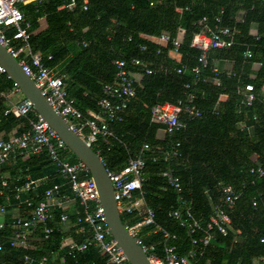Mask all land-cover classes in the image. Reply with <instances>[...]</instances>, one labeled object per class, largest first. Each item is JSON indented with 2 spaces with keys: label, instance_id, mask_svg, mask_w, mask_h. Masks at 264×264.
<instances>
[{
  "label": "trees",
  "instance_id": "16d2710c",
  "mask_svg": "<svg viewBox=\"0 0 264 264\" xmlns=\"http://www.w3.org/2000/svg\"><path fill=\"white\" fill-rule=\"evenodd\" d=\"M67 1L35 0L20 4L19 9L29 23L32 49L44 57L51 55L50 60L45 59V65L64 76L66 89L84 116L88 115L87 111H98L97 102L102 97V87L115 77L116 60L140 58L152 69L151 73H145L140 66L132 68L142 77L123 120L111 124L116 138L108 143L97 138L95 143L90 144L106 169L119 172L144 142L154 145L164 141L156 138L158 125L150 122L151 106L163 102L175 103L186 99L187 93H194L201 116L188 120L185 128L178 132L176 137L182 138L180 154L170 163L179 176L183 194L191 200L192 213L202 224L212 214L213 204L222 197L218 185H231L241 195L232 207L225 206L230 216L227 234L214 235L203 252L197 251L190 257V262L255 264V260L261 257L264 263V174L258 176L250 172L252 167L261 166L264 169V0H87L86 9L82 8L83 0H76L72 11L58 9ZM240 11L241 21H237ZM216 16L221 19L220 25L236 26L239 32L235 34L232 46L214 49L226 50L236 57V72L240 67L249 71L255 62L259 67L254 71L253 78L244 76L240 82L220 71V86L208 81L186 89L184 85L191 83L193 78L190 69L199 64L198 57L202 54L200 49L190 45L193 35L200 31L198 21L206 17V23L214 28ZM41 17L46 21V28L38 31ZM252 24H256L257 32L250 36L248 31ZM179 30H183L178 48L181 54L179 62L167 55L171 45L162 47L144 37H158L162 33L176 37ZM11 33L12 29L7 31L9 36ZM214 49L207 52L208 65L202 72L213 68L210 51ZM246 49L252 51L250 58L244 57ZM180 66L184 68L182 73L176 71ZM248 82L254 85L259 95L251 106L246 107L240 105L242 96L236 88ZM15 87L5 72L0 73V93ZM4 109L5 101L0 96V129L16 123L27 124L29 118H36L35 113L26 117H16L12 113L3 115ZM68 158L70 162L78 161L72 152ZM27 161L33 171L35 162L43 165V171L50 164L43 154L30 156ZM166 165L162 160L147 161L142 182L143 196L154 209L156 222L176 234L178 253L188 255L192 249L191 236L168 216V212L178 206L179 193L161 175ZM18 167L12 173L14 179L21 174H15ZM27 174L30 173H22L20 182L38 177L33 172L30 176ZM50 180L58 181V177H51ZM14 181L9 182L6 189H10ZM48 184L49 181L43 182V191ZM42 192L36 193L40 196ZM138 195V191H134L132 200ZM38 196L35 202L39 200ZM3 198L4 195L0 194V199ZM252 201H256L255 206ZM53 215L54 220L49 221V225L54 224L57 212L54 211ZM121 218L125 225H130L139 221L140 216L137 213H122ZM148 230L145 228L140 236L143 244L157 243L158 235L146 234ZM11 231L6 221L0 229L3 247L0 264H29L24 261L25 255L34 258L47 255L48 264H74L76 261L107 264L93 247L77 253L75 257L65 253L66 249L61 247L62 238L72 235L73 240L79 242L84 239L83 234L56 230L48 240L41 236L37 249H22L9 245ZM160 250L157 244L153 252L160 254ZM64 254V262H61Z\"/></svg>",
  "mask_w": 264,
  "mask_h": 264
},
{
  "label": "built area",
  "instance_id": "2783aa9c",
  "mask_svg": "<svg viewBox=\"0 0 264 264\" xmlns=\"http://www.w3.org/2000/svg\"><path fill=\"white\" fill-rule=\"evenodd\" d=\"M34 0H0V43L8 52L19 62L23 71L35 82L41 90L49 104L57 113L76 131L89 145L95 143L97 138L102 142L108 143L109 140L115 139V133L110 127V122L121 121L122 112L126 107V102L135 98L136 87L138 84L135 72L132 68L140 66L145 73H151L145 62L140 58H131L129 61L124 59L116 60V74L111 82H107L102 87V97L97 104V112L87 111L88 115L84 116L82 111L75 105V99L69 95L64 81V76L56 74L44 61L50 60L51 55L44 57L39 52L31 50L29 45V24L25 22L23 13L19 5ZM87 0H83L82 8L86 9ZM76 0H68L58 9L66 8L72 11L75 8ZM215 26L210 27L206 22V17L198 21L200 31L192 37L190 45L202 51L198 57L199 64L190 69L193 78L191 83H186L184 87L189 89L199 82L211 81L214 85L220 86V70L213 67L209 72H202L207 68V52L214 48H229L235 43V27L220 25V17H215ZM12 29L9 36L7 31ZM183 30H179L176 37H171L168 33H162L157 37L160 43L171 45L174 52H178L181 44ZM145 49V46H142ZM252 51L246 49L244 57L250 58ZM178 73H182V68H177ZM4 70L0 66V73ZM226 77H234L237 82L241 81V74L236 71H228ZM237 92L242 96L241 106H251L257 95L252 83H241L237 86ZM15 92L21 94L18 87L14 88ZM264 91V86L262 87ZM196 96L189 92L186 99H179L175 103L163 102L157 103L150 107V121L161 125L164 133L168 138L163 145L153 146L149 143H143L140 150L129 158L127 166L119 172H110L107 170L111 179L114 198L117 202L119 211L132 213L141 211L142 217L134 224L126 225L129 232L135 237L138 244L142 246L147 253L151 264H191L190 257L195 252L201 251L211 243L214 235H226L230 224V216L226 207L232 205L239 199L241 193L236 191L231 185H218L221 193V199L213 204L212 214L208 221L202 224L192 213L191 200L183 194V187L179 176L170 165L174 157L180 154L181 137H176L178 132L185 128L186 122L190 119L201 116V110L196 105ZM4 115L12 113L13 115L27 116L35 113L36 118L28 119V128L18 135L8 139H0V166L5 163L12 153H32L41 154L46 152L50 159L55 163L58 176L64 180L73 197H70L64 191V182H52L38 196L36 191L37 183L33 179H27L20 182L19 177L15 178L10 188L11 196L7 200L13 201L18 207L22 208L23 213L14 216L9 225L11 234L8 238L9 245L22 249H30V238L38 233L43 239H50L55 227L47 223L51 218V210L59 208L64 210L70 204L71 199L77 200L82 207L83 213L80 214L78 209L75 210V218L71 220L68 213L61 212L59 222L67 225V228H73L75 233L83 234L82 241H75L72 238L63 237L61 247L66 249L68 256L75 257L88 247L95 248L100 255H103L109 264H124L127 262L121 247L111 236L106 223L103 207L98 199L96 184L92 179L87 167L81 162H69L63 157L67 151V146L41 117L35 112L31 102L21 94V99L9 102L4 109ZM71 120H75L72 122ZM147 160L156 162L162 160L167 165L162 169L161 175L167 183L176 189L179 193L177 207H173L168 216L176 220L180 227L186 229L187 235L191 236L192 249L188 255H181L176 249L175 243L177 236L175 233L168 231L156 222L154 209L150 207L143 196L142 182L144 180V170ZM251 173L258 176L264 174L261 166L252 167ZM46 180V179H43ZM0 186L2 190L8 186L6 179H1ZM1 190V192H2ZM138 191L139 198L132 201L133 192ZM39 200L35 202V198ZM255 206L256 201H252ZM123 206L120 208V206ZM142 205V208H139ZM6 212V204L0 203V214ZM5 226V221L0 220V229ZM153 227L154 232H158L161 237V253H154V246L143 244L139 235L142 227ZM263 241V239H261ZM3 249L0 243V251ZM65 254L61 257L64 262ZM24 261L29 264H48L49 258L43 255L40 258H34L30 255L24 256ZM74 264H80L75 262ZM86 264H89L88 262ZM255 264H264L263 259L258 257Z\"/></svg>",
  "mask_w": 264,
  "mask_h": 264
},
{
  "label": "crops",
  "instance_id": "0c3cea01",
  "mask_svg": "<svg viewBox=\"0 0 264 264\" xmlns=\"http://www.w3.org/2000/svg\"><path fill=\"white\" fill-rule=\"evenodd\" d=\"M35 1V0H34ZM241 14H242V11H240L238 14H237V17H236V20L237 21H241ZM26 22V21H25ZM39 23H40V27L38 29V31L40 30H43L46 28V21L43 17H41L39 19ZM29 24V23H28ZM236 28V26H234ZM10 30V29H9ZM236 30L238 31V29L236 28ZM28 31H29V28H28ZM13 32V30H12ZM239 32V31H238ZM237 32V33H238ZM257 32V27H256V24H252L249 28V31H248V34L250 36H253L255 35ZM12 34V33H11ZM144 37H146L147 39H149L150 41H153L154 43L156 44H159L160 46L162 47H166L165 44L163 43H160L158 40H157V37H154V36H147L145 35ZM29 40V38H28ZM29 45L31 47V44H30V41H29ZM31 50L34 51L31 47ZM215 50V49H214ZM34 52H38V51H34ZM40 53V52H39ZM41 54V53H40ZM42 55V54H41ZM167 55L170 59H173L174 61H177L179 62L181 60V54H179V52H174L172 49H168L167 51ZM210 57H211V62H212V65L213 67L217 68L218 70L220 71H223V72H228V71H235V67H236V57H233L232 54H228V51L226 50H215V51H210ZM149 64V63H148ZM259 67V64L258 63H252V66L250 68L249 71H247L246 69L240 67L239 70H237V72H239L241 74L242 77L244 76H247L249 78H253L255 76V73L254 71H256ZM179 68H182L183 71H184V68L183 67H179ZM161 69H163V67L161 66ZM164 70V69H163ZM252 70V71H251ZM135 77L137 78V81H138V85H139V81H140V78L142 77L141 73L140 72H135ZM103 95V93H102ZM0 96L4 99L5 101V108L8 106L9 102H12V101H17L18 99H21V94L18 93V92H15L14 88L11 89V90H8V91H4V92H1L0 93ZM134 99V98H133ZM133 99H131L130 101L126 102V107L124 108L123 112H122V120H123V114H126L128 108H129V105L130 103L133 101ZM98 110H99V107H98ZM4 115V113H3ZM17 117V116H16ZM20 117H25V116H20ZM115 122V121H114ZM151 122V121H150ZM113 122H110V127H111V124ZM155 124V123H153ZM155 125H158V124H155ZM28 128V123H16L15 125L13 126H9L8 125V128H4V129H0V139H8L14 135H18L20 134L22 131H25L26 129ZM156 138L160 141L164 140L163 142L161 143H157V144H154L153 146H159V145H163L165 144L167 141H165V139H167L166 137V134L164 133V128L161 126V125H158V129L156 130ZM145 143V142H144ZM147 143V142H146ZM143 145V144H142ZM141 145V146H142ZM141 148V147H140ZM139 148V150H140ZM68 147H67V151H65L63 153V157L68 160L69 158L66 157V155L69 153L68 151ZM138 150V151H139ZM137 151V152H138ZM43 154L44 156H46L48 158V161L50 164L47 165L46 167V170L43 171V165L41 163H37L35 162L34 163V171L32 170V167L28 165V159L30 156H39ZM41 154H32V153H25V154H20V153H12L9 157V159L1 166L0 168V181L1 179H6L9 182H13L14 180V177L12 176L14 173L13 171L16 170V167L19 166L18 168V172L15 173V174H19L18 177H20L22 175L23 172L25 173H34V174H37L38 177L36 179H33L36 181L37 183V186H36V192L38 193L39 191H43V182H46V181H49V184L48 186L52 183V182H59V183H63L64 180L61 179L58 174H57V170H56V165L55 163L50 159V157L47 155L46 152H43ZM148 161V160H147ZM76 162V161H75ZM42 165V166H41ZM30 174H27V176H30ZM145 174V172H144ZM51 177H58V181H52L50 180ZM143 177H145V175H143ZM29 179H32V178H29ZM43 179H46V180H43ZM65 183V182H64ZM47 186V187H48ZM64 191L70 195V197H73L72 196V193L70 192V190L68 189L66 183L64 184ZM2 188L0 186V194H3L4 195V198L1 200L0 199V203H4L6 204V212L4 214H0V220H3V221H8L10 222L11 219L14 217V216H17L19 214H22L23 213V209L18 207L12 200L8 201L7 200V196L10 195V189H6V187L2 190ZM7 190V191H6ZM139 198V195L134 199V200H137ZM132 200V201H134ZM147 203V201H146ZM148 204V203H147ZM139 208L141 209L142 208V205H139ZM78 209L79 213L82 214L83 213V209L82 207L78 204V201L77 200H74V199H71L70 201V204L68 205V207L64 210H61L59 208H54L51 210V218L49 219V221L51 220H54V215H53V212H57V218H55V221H54V224L52 225H49V221H48V225L49 226H52V227H55V231L56 230H60L62 232H69V231H73L74 232V229L71 227V228H67L65 227V225H63L62 223L59 222V217H60V214L61 212H66L68 213V216L70 217L71 220H74L75 218V210ZM124 214H133V213H137V215L140 216V218L142 217V213L141 211H133L132 213H125V212H122ZM121 213V214H122ZM140 220V219H139ZM131 225V224H130ZM145 228H149V230L147 231L146 234H151V235H155L157 234L158 235V240H157V243H150L148 245H153L154 247L159 244L160 245V248H161V237H160V234L158 232H154V228L153 227H150V226H147V227H142L139 231V235H143L144 234V229ZM75 233V232H74ZM77 234V233H75ZM72 239H74L72 237V235H70ZM67 237V236H65ZM69 238V237H68ZM40 240H41V236L38 235V233H36L35 235H33L30 240H29V245H30V249H37V245L40 243ZM173 243H175V241H173ZM176 245V244H175ZM176 249H177V246H176ZM161 251V250H160ZM102 257H104L103 255H100ZM105 259V257H104ZM89 264H95L94 262H90V261H87ZM87 262L85 263H80V264H86ZM105 262H106V259H105ZM128 262V261H127ZM127 262H125L124 264H127ZM107 263V262H106ZM109 264V263H107ZM129 264V263H128Z\"/></svg>",
  "mask_w": 264,
  "mask_h": 264
},
{
  "label": "water",
  "instance_id": "95a60500",
  "mask_svg": "<svg viewBox=\"0 0 264 264\" xmlns=\"http://www.w3.org/2000/svg\"><path fill=\"white\" fill-rule=\"evenodd\" d=\"M0 66L21 94L31 102L37 115L55 130L69 150L87 167L96 184L110 234L121 247L128 263L151 264L147 253L122 221L111 179L98 153L49 104L35 82L1 43Z\"/></svg>",
  "mask_w": 264,
  "mask_h": 264
},
{
  "label": "rangeland",
  "instance_id": "374dc122",
  "mask_svg": "<svg viewBox=\"0 0 264 264\" xmlns=\"http://www.w3.org/2000/svg\"><path fill=\"white\" fill-rule=\"evenodd\" d=\"M72 122H75V120H71ZM69 149V148H68ZM69 151V150H68ZM70 155H71V151H70V153H68L67 155H66V157H70ZM123 206L121 205L120 206V208H122ZM65 227H67V226H65Z\"/></svg>",
  "mask_w": 264,
  "mask_h": 264
}]
</instances>
